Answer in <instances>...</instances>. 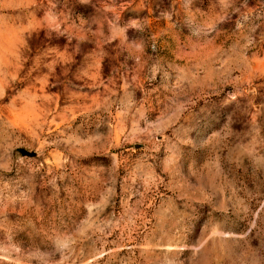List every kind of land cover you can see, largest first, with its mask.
I'll return each instance as SVG.
<instances>
[{"label": "rangeland", "instance_id": "374dc122", "mask_svg": "<svg viewBox=\"0 0 264 264\" xmlns=\"http://www.w3.org/2000/svg\"><path fill=\"white\" fill-rule=\"evenodd\" d=\"M0 264H264V0H0Z\"/></svg>", "mask_w": 264, "mask_h": 264}]
</instances>
